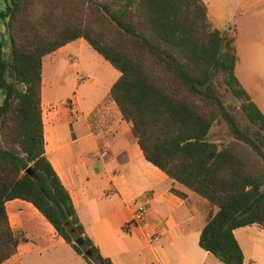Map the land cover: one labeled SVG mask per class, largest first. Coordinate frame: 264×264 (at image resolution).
<instances>
[{
    "label": "trees",
    "instance_id": "1",
    "mask_svg": "<svg viewBox=\"0 0 264 264\" xmlns=\"http://www.w3.org/2000/svg\"><path fill=\"white\" fill-rule=\"evenodd\" d=\"M56 2L6 0L0 12L9 45L7 53L0 38V264L17 252L5 208L14 200L31 204L86 264H111L45 154L43 58L79 39L120 74L108 97L145 160L214 210L199 247L243 264L234 231L264 228V114L235 74L236 31L216 29L202 0H71L73 22L59 19ZM221 89L240 103L243 123ZM219 119L230 145L208 141Z\"/></svg>",
    "mask_w": 264,
    "mask_h": 264
},
{
    "label": "crops",
    "instance_id": "2",
    "mask_svg": "<svg viewBox=\"0 0 264 264\" xmlns=\"http://www.w3.org/2000/svg\"><path fill=\"white\" fill-rule=\"evenodd\" d=\"M202 1L216 29L236 31L235 74L264 114V43L238 46L242 32L264 25V0ZM84 51L93 50L79 39L43 58L41 108L46 157L85 234L111 264H222L199 247L210 212L207 202L145 160L131 125L108 97L120 74L103 61L98 79L86 75L80 80L85 78L80 63ZM71 57L78 61L76 66ZM73 98L78 116L67 105ZM19 202L5 204L8 217L17 223L12 232L21 236L16 254L3 264H31L23 259L31 255L45 264H86L31 204ZM138 206L145 208L146 218L126 233L124 226ZM234 236L243 264H264V228H239Z\"/></svg>",
    "mask_w": 264,
    "mask_h": 264
},
{
    "label": "rangeland",
    "instance_id": "3",
    "mask_svg": "<svg viewBox=\"0 0 264 264\" xmlns=\"http://www.w3.org/2000/svg\"><path fill=\"white\" fill-rule=\"evenodd\" d=\"M5 1L6 0H0V12H2L5 9V6H6ZM57 1L58 2H56V6H57V10L60 13L59 19H60V16H62V21H65L67 19H69V22L75 21L76 20L75 19L76 14H77V6L75 4H73L71 2V0H57ZM244 27H248V26L244 25ZM0 38L3 39V43H4V45H6L5 51L8 53L9 52V45H7L8 38H7V34L5 33V22L3 21V19H0ZM262 43H264V25L260 24V25H257L251 33L248 29H247V31L242 32L240 34L238 46L240 48H242L245 44L260 45ZM241 53H242V50H241ZM80 59L79 60H80L81 66L83 68L82 70L85 74V78L82 76L80 78V80L86 79V75H88L87 77L89 78V80L98 79L96 77H99L101 75L102 70L100 68L101 67L100 65L104 60L94 51H91V52L84 51L82 54V57H80ZM70 62L72 65H75V66L78 63V61L74 57L70 58ZM45 64L47 66L49 65L48 60H46ZM254 69H255V66H254ZM262 71L264 73V69H262ZM70 74L71 73H68L67 75H70ZM58 76H59L58 73L55 74L54 80H57ZM75 80H76L75 77L72 78V80H71L72 81V86H71L72 89L75 86V83H76ZM220 92L223 94V101H224L225 105L228 106V108L236 115L237 119L243 123L245 120H244L243 114L240 110V103L237 100H235L228 93H224L223 89H221ZM71 100H74V98ZM71 100L69 102H67V105L69 104V106H70ZM1 102H2V97L0 94V105H1ZM208 141L215 143V144H218L219 146H226V145L232 144L233 139H232V136H231L226 124L223 123L219 119L212 126V128L209 132V135H208ZM19 204L22 206H24V205L26 206V204L24 202H19ZM23 211L26 213L25 209H23ZM212 212H214V210L210 211V213H212ZM14 219L15 218H13L12 215H10L8 217L10 227L11 226L14 227L17 225V223ZM28 224H29L30 228L28 227L27 230L29 231L31 229V227H33L34 225L32 222H30ZM31 234H32V232L29 231L28 236L32 237ZM14 236L18 239V238H20L21 234H16ZM23 259H24V261H27L28 259L30 261L32 260L31 264H45V263H43V261H39L41 259L37 258L34 255L26 256Z\"/></svg>",
    "mask_w": 264,
    "mask_h": 264
},
{
    "label": "built area",
    "instance_id": "4",
    "mask_svg": "<svg viewBox=\"0 0 264 264\" xmlns=\"http://www.w3.org/2000/svg\"><path fill=\"white\" fill-rule=\"evenodd\" d=\"M76 107H77L76 101L71 100L70 110L72 115L74 116H78L80 114ZM145 218H146L145 208L143 206H138L135 209L134 214L132 215L130 221L124 226V231L126 233H130L132 230L138 228L144 222Z\"/></svg>",
    "mask_w": 264,
    "mask_h": 264
},
{
    "label": "water",
    "instance_id": "5",
    "mask_svg": "<svg viewBox=\"0 0 264 264\" xmlns=\"http://www.w3.org/2000/svg\"><path fill=\"white\" fill-rule=\"evenodd\" d=\"M76 245L77 246H79V247H82L83 246V241H82V239H78L77 241H76ZM86 256H90V253L89 252H87L86 253Z\"/></svg>",
    "mask_w": 264,
    "mask_h": 264
}]
</instances>
